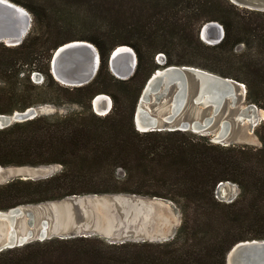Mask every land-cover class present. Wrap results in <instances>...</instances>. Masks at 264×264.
Masks as SVG:
<instances>
[{
  "label": "trees",
  "instance_id": "trees-1",
  "mask_svg": "<svg viewBox=\"0 0 264 264\" xmlns=\"http://www.w3.org/2000/svg\"><path fill=\"white\" fill-rule=\"evenodd\" d=\"M11 1L31 13L33 26L21 45L0 43V114L48 104L79 109L0 128L1 167H62L46 179L0 185V211L129 194L174 202L182 223L164 242L39 240L0 252V264H227L237 243L264 240V120L256 130L262 145L255 148L221 145L193 131L140 132L134 119L147 81L163 66L161 54L164 66L196 67L244 84L247 102L264 111V12L230 0ZM210 22L224 27L219 44L201 39ZM73 41L94 44L101 57L95 79L80 87L52 74L54 52ZM120 46L137 54L129 79L111 71V55ZM35 72L44 76L42 85L31 80ZM100 94L113 99L105 116L93 107ZM226 182L240 189L229 203L216 195Z\"/></svg>",
  "mask_w": 264,
  "mask_h": 264
},
{
  "label": "water",
  "instance_id": "water-1",
  "mask_svg": "<svg viewBox=\"0 0 264 264\" xmlns=\"http://www.w3.org/2000/svg\"><path fill=\"white\" fill-rule=\"evenodd\" d=\"M230 1L242 9L264 12V0ZM32 26L33 17L25 7L11 0H0V43H5L7 46L12 47L21 45L30 33ZM200 36L204 42L210 45H216L221 43L224 39L225 30L221 24L210 22L202 27ZM129 48L134 54L135 61L133 70L127 73L126 76L116 72L117 68L115 67L119 62V57L116 52L118 48L113 52L110 58L111 71L120 79H129L136 71L138 64L137 54L133 48ZM161 59L162 62L159 64L163 65L162 68L158 69L147 81L139 99L134 117L137 129L140 132L177 130L193 131L195 133L210 132L216 116L221 111L227 99L231 98L233 103H235L237 100V86L244 84L234 79L224 78L196 67L164 66L166 63L165 54H161ZM129 62L130 59L127 60V63ZM100 64L101 57L98 48L87 41H73L60 46L54 52L51 60L54 78L61 84L70 87H80L91 83L98 74ZM244 87L246 86L244 85ZM171 90H174V94L172 97V105L168 113L159 117L145 109L144 103L151 100L152 94L165 96ZM192 91H195L192 96L193 103L205 107V109L211 108V114L206 115L201 120L193 119L179 121L178 118L184 111ZM100 96L109 97L105 94L98 95L93 101V107L99 115L105 116L111 112L113 100L109 97L111 101L109 108L105 111L106 113H100L95 103V100ZM249 109L255 111L259 108L255 104H250ZM40 115V109L38 107H31L25 111H16L12 115L0 114V128H6L18 122L29 121ZM231 126V122L224 121L221 124L219 135L217 134L215 138L218 139V136H220L221 138H219V140L225 141ZM225 145L228 146V144ZM50 176L52 175H46L43 178L37 179H46ZM19 178L36 180L27 175L19 176ZM223 185L224 183H221L219 187L221 188ZM22 215V207H17L9 211H0V221L6 222L9 227L6 238L0 241V252L24 246L32 242L36 235L40 241L49 238V234L43 237V232L38 231L35 233L32 230L31 238H27V235H25L27 232L23 235H19L16 229V223L17 219ZM11 223H14L15 233L9 234ZM46 223L49 225L48 221H46ZM83 236L86 237L87 235L85 234ZM74 237H77L75 233L59 235L61 239ZM168 240H171V238L164 239V241ZM226 263L264 264V240H247L237 243L227 253Z\"/></svg>",
  "mask_w": 264,
  "mask_h": 264
},
{
  "label": "rangeland",
  "instance_id": "rangeland-1",
  "mask_svg": "<svg viewBox=\"0 0 264 264\" xmlns=\"http://www.w3.org/2000/svg\"><path fill=\"white\" fill-rule=\"evenodd\" d=\"M160 62H162V59L158 61V63ZM31 80L35 84L42 85L44 76L39 72H35L31 76ZM246 90L244 85L237 86L236 102L233 103L231 98L227 99L216 116L210 132H201L199 134L209 136L211 141L221 145L261 147L262 144L256 130L264 120V111L257 109L255 113L252 109H249L250 103L246 100ZM194 93L195 91L191 92L187 105L178 118L179 121L201 120L206 115L211 114V108L205 109V107L193 103L192 96ZM173 94L174 90L169 91L165 96L152 94L151 100L144 103V107L153 115L156 114L161 117L169 112ZM38 97H41V95L39 94ZM38 108L41 115L54 114L56 112L65 114L79 109L74 105L57 107L50 104L41 105ZM246 109H248L250 116L255 115V122H252L247 115L241 116V113L245 112ZM224 121L231 122L232 126L229 129L226 140L220 141L215 137L217 134L219 135L221 124ZM61 170L62 167L60 165L39 167L0 166V185L6 184L22 175L37 179L46 175L58 174ZM119 172L122 175V171ZM216 193L218 199L229 203L239 196L240 189L238 185L226 182L221 188L218 187ZM21 207L23 215L17 219L16 223L19 235H23L29 230L37 233L41 229L42 222L48 221V239L75 233L77 236L85 234L87 236H95L108 243L164 242L165 238L172 239L175 237L182 223L181 210L174 202L162 198L129 194L75 196L59 201ZM8 230V224L0 221V241L6 238ZM35 241H39L37 235L32 242Z\"/></svg>",
  "mask_w": 264,
  "mask_h": 264
},
{
  "label": "bare ground",
  "instance_id": "bare-ground-1",
  "mask_svg": "<svg viewBox=\"0 0 264 264\" xmlns=\"http://www.w3.org/2000/svg\"><path fill=\"white\" fill-rule=\"evenodd\" d=\"M116 52H117L118 57H119V62L115 67V68H117L116 72L120 75L126 76L127 73H129V72H131V70H133V64L135 61L134 54L132 53V50L126 46L118 47ZM128 59H130L129 63H127ZM121 73H123V74H121ZM95 103H96V106H97L98 111L100 113H106L105 111L109 108L111 101L109 100V97L106 98L105 96H100L95 100ZM255 111H253V112H255ZM243 115L244 116L247 115L251 119L252 122H255V119H256L255 115L250 116L248 109H246V111L242 113V116ZM218 137L221 138L220 136H218ZM29 231H27V233L25 234V235H27V238L32 237V231L31 230H29ZM40 231L43 232V235H42L43 237L47 236L49 234V225L46 223V221L42 222ZM13 232H14V223H11L9 234H12Z\"/></svg>",
  "mask_w": 264,
  "mask_h": 264
},
{
  "label": "built area",
  "instance_id": "built-area-1",
  "mask_svg": "<svg viewBox=\"0 0 264 264\" xmlns=\"http://www.w3.org/2000/svg\"><path fill=\"white\" fill-rule=\"evenodd\" d=\"M157 59H158V61L161 59V55H159L158 57H157Z\"/></svg>",
  "mask_w": 264,
  "mask_h": 264
}]
</instances>
